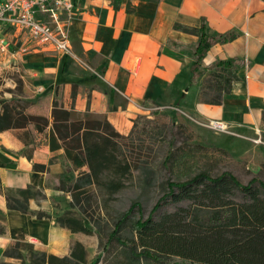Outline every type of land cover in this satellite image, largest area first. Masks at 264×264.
Masks as SVG:
<instances>
[{"label": "crops", "instance_id": "1", "mask_svg": "<svg viewBox=\"0 0 264 264\" xmlns=\"http://www.w3.org/2000/svg\"><path fill=\"white\" fill-rule=\"evenodd\" d=\"M74 1L77 14L69 28L72 56L51 48L4 56L6 69L21 72L23 86L12 96L2 95L8 84L0 85V113L4 104L23 99L37 108L27 114L45 115L51 124L56 101L65 110L103 117L118 133L126 134L138 115L152 106H177L196 123H225L230 134L223 136L242 145L224 148L237 157L252 151L264 162V0ZM128 3L135 10L131 14L125 10ZM202 21L212 35L234 32L237 36L211 47L203 64L225 59H240L243 64L220 106L200 102L205 76L191 84L198 37L174 30L176 24L200 27ZM64 164L70 165L63 150L51 153L47 137L37 134L33 125L0 133L2 186L32 187L42 194L30 199V213L21 214L7 209L0 188V261L16 242L29 243L47 255L70 257L79 242L74 236L79 234L56 222L67 213L57 214L61 196L68 199V193L59 189ZM38 166L43 170H34ZM40 212L51 218L37 219Z\"/></svg>", "mask_w": 264, "mask_h": 264}, {"label": "trees", "instance_id": "2", "mask_svg": "<svg viewBox=\"0 0 264 264\" xmlns=\"http://www.w3.org/2000/svg\"><path fill=\"white\" fill-rule=\"evenodd\" d=\"M114 7L118 8V2ZM125 10L129 14L135 11L130 3ZM174 30L198 37L190 65L191 84H198L199 79L205 76L199 90L200 102L220 106L238 80L242 61L217 60L208 66L203 61L211 47L236 40V34L212 35L205 21L200 27L192 28L176 24ZM51 118L50 124L47 116L27 114L19 109L17 101H11L2 106L0 133L33 125L37 134L47 137L51 153L63 150L70 165L79 172L75 181L65 175L58 178L59 189L70 193L77 202L71 203L73 209L79 207V197L87 194L91 186H97L110 196L124 188L123 179L132 168L121 152V136L105 118L78 113L72 108L65 110L56 101L53 102ZM143 119L147 117L138 115L133 121V131L142 127L140 133H148V128L141 124ZM172 147L173 142H168L162 161L165 165H185L203 150L198 145L190 146L179 156ZM34 170H43V167H34ZM0 188L7 200V209L21 214L30 213V199L42 197L40 191L32 187L9 189L4 188L0 181ZM165 191L166 194L154 205L147 219H133V210L137 208L140 212L136 202L114 222V229L108 238L109 246H117L114 264H264V183L261 180L254 178L243 184L231 172L213 176L205 170L189 175L182 182L168 181ZM183 202L187 205L174 212L159 214L162 205ZM79 209L86 214L84 208ZM35 215L39 220L51 218L42 212ZM56 222L73 234H91L84 219L72 211L57 217ZM126 229L135 238L123 236ZM15 246L24 245L16 242ZM38 257L39 260L33 264L87 262L85 247L79 242L72 247L70 257L59 258L45 253ZM3 258L24 259L21 253L11 248L3 253Z\"/></svg>", "mask_w": 264, "mask_h": 264}, {"label": "rangeland", "instance_id": "3", "mask_svg": "<svg viewBox=\"0 0 264 264\" xmlns=\"http://www.w3.org/2000/svg\"><path fill=\"white\" fill-rule=\"evenodd\" d=\"M4 55L0 53V85L5 86L3 94H19L22 88L21 72L15 69L5 68ZM12 83V84H9ZM36 104V102H35ZM17 106L23 112H35L37 108L26 100L17 101ZM177 106H152L149 112L141 113L147 119L141 120L143 127H147L148 133H140L132 129L121 136V152L131 165V173L124 179V188L120 191L108 195L104 190L97 186L89 187V192L82 195L77 209L71 207V203L76 201L68 193V199L61 196L58 203L59 211L57 214L72 211L84 219L91 234L75 235V241H79L85 247L87 262L86 264H114L117 246L108 245V238L114 229V222L126 212L134 203H138L140 212L137 208L133 211V219H147L152 212L154 205L166 194V184L168 181H185L189 175H196L200 171H210L213 176L231 172L243 184H248L254 178L264 183V162L260 155L248 151L246 156L237 157L227 151L224 147H234L238 149L242 142L227 140L228 136L218 134L208 128V122L203 124L192 121L182 111L176 109ZM172 141V150L177 155L188 147L201 146L203 150L197 152L193 161L185 165L176 163L163 164L166 154L167 143ZM240 143V144H239ZM252 145L249 148L252 150ZM224 152H222V151ZM64 175L71 181L77 180L78 173L71 165L64 164ZM188 175V176H186ZM238 201L240 198H237ZM58 202V201H57ZM187 202L180 204H164L159 209V214L176 211L177 208L186 206ZM79 208H84L86 214L79 212ZM125 237H133L129 229L123 233ZM29 243H22L24 246L16 247L13 244L10 248L17 253H21V259H6L1 263L5 264H33L39 260L38 256L45 253L36 249Z\"/></svg>", "mask_w": 264, "mask_h": 264}, {"label": "built area", "instance_id": "4", "mask_svg": "<svg viewBox=\"0 0 264 264\" xmlns=\"http://www.w3.org/2000/svg\"><path fill=\"white\" fill-rule=\"evenodd\" d=\"M76 14L74 0H0V53L15 57L51 48L57 54L72 56L69 28ZM208 123L216 133L230 134L225 123Z\"/></svg>", "mask_w": 264, "mask_h": 264}]
</instances>
